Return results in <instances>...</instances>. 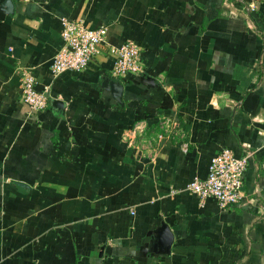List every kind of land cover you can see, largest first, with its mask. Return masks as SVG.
Wrapping results in <instances>:
<instances>
[{
    "label": "crops",
    "instance_id": "0c3cea01",
    "mask_svg": "<svg viewBox=\"0 0 264 264\" xmlns=\"http://www.w3.org/2000/svg\"><path fill=\"white\" fill-rule=\"evenodd\" d=\"M64 19L141 43L146 72L105 47L55 77ZM222 148L249 153L228 208L187 190ZM263 177L264 0H0V264H264Z\"/></svg>",
    "mask_w": 264,
    "mask_h": 264
},
{
    "label": "built area",
    "instance_id": "2783aa9c",
    "mask_svg": "<svg viewBox=\"0 0 264 264\" xmlns=\"http://www.w3.org/2000/svg\"><path fill=\"white\" fill-rule=\"evenodd\" d=\"M63 45L54 57L51 73L57 77L66 71H80L88 68L106 47L114 56V76L126 74L141 75L146 72L142 58L141 43L129 39L120 46L108 43V26L92 27L83 19L63 20ZM22 99L32 111H40L53 100L49 86L37 88V77L33 71L21 66ZM134 131L125 133L130 145L134 142ZM249 164V153L238 156L228 148H222L211 160L209 173L205 178L196 177L187 185V190L199 197L201 203L215 198L221 208L238 204L244 197L245 172ZM264 179V177H263ZM264 191V183H263Z\"/></svg>",
    "mask_w": 264,
    "mask_h": 264
},
{
    "label": "water",
    "instance_id": "95a60500",
    "mask_svg": "<svg viewBox=\"0 0 264 264\" xmlns=\"http://www.w3.org/2000/svg\"><path fill=\"white\" fill-rule=\"evenodd\" d=\"M164 232H165V239L167 241L168 244H171V242L173 241V234L170 231L169 227L167 225L164 226Z\"/></svg>",
    "mask_w": 264,
    "mask_h": 264
}]
</instances>
